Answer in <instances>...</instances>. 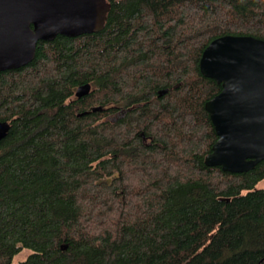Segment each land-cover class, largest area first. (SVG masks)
<instances>
[{
    "label": "trees",
    "instance_id": "1",
    "mask_svg": "<svg viewBox=\"0 0 264 264\" xmlns=\"http://www.w3.org/2000/svg\"><path fill=\"white\" fill-rule=\"evenodd\" d=\"M106 1L101 31L0 72V264H264V159L204 165L198 70L217 37L264 40V0Z\"/></svg>",
    "mask_w": 264,
    "mask_h": 264
},
{
    "label": "water",
    "instance_id": "2",
    "mask_svg": "<svg viewBox=\"0 0 264 264\" xmlns=\"http://www.w3.org/2000/svg\"><path fill=\"white\" fill-rule=\"evenodd\" d=\"M108 10L106 0H0V72L30 63L39 41L101 31ZM198 70L220 86L204 103L216 136L204 165L228 173L253 169L264 159V40L217 37L202 51ZM89 91L90 84H82L74 95ZM101 110L92 107L89 112ZM9 127L0 121V140Z\"/></svg>",
    "mask_w": 264,
    "mask_h": 264
},
{
    "label": "rangeland",
    "instance_id": "3",
    "mask_svg": "<svg viewBox=\"0 0 264 264\" xmlns=\"http://www.w3.org/2000/svg\"><path fill=\"white\" fill-rule=\"evenodd\" d=\"M115 117H116V114L107 117V119L113 120ZM256 187L257 188H263L264 187V180L259 182ZM29 253H30V251H28V250H25V249L22 250L18 255H16L13 258L12 264H17L19 261L24 260Z\"/></svg>",
    "mask_w": 264,
    "mask_h": 264
}]
</instances>
